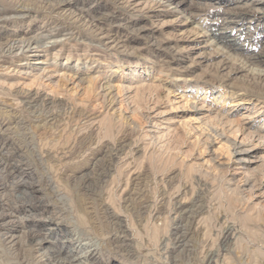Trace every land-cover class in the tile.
Instances as JSON below:
<instances>
[{"label": "rangeland", "instance_id": "obj_1", "mask_svg": "<svg viewBox=\"0 0 264 264\" xmlns=\"http://www.w3.org/2000/svg\"><path fill=\"white\" fill-rule=\"evenodd\" d=\"M33 1L28 15H0V50L28 38L45 74L59 72L39 79L28 68L35 58L0 54V264H59L69 250L86 258L77 264H264V92L231 96L227 85L245 73L214 81L234 59L205 37L264 0H185L176 9L69 0L77 15L99 18L114 39L107 46L47 11L55 0ZM190 4L218 9L194 17ZM243 16L262 26L228 29L224 47L247 59L264 44V13ZM58 28L61 36L40 37ZM107 83L103 100L97 85ZM26 183L37 191L20 199Z\"/></svg>", "mask_w": 264, "mask_h": 264}, {"label": "bare ground", "instance_id": "obj_2", "mask_svg": "<svg viewBox=\"0 0 264 264\" xmlns=\"http://www.w3.org/2000/svg\"><path fill=\"white\" fill-rule=\"evenodd\" d=\"M113 3L116 5V6H119L120 8V5L124 8H128L129 6H132L133 4L129 5L128 1L125 2L124 0H112ZM162 1V0H161ZM165 3L167 2L168 4L167 5H172L174 3H176V6H175V9L176 7H181V6H184L185 5V0H180V1H177L175 2L176 0H163ZM251 1V0H250ZM35 1L33 0H0V3H3V4H7L9 5V8H11V11H4L2 13H0V15H6V16H11V15H18V16H21V15H28L29 11H31L32 9L29 7L28 4L30 3H34ZM135 2V1H134ZM140 3V2H139ZM162 3V2H161ZM45 5V9L47 11H49L50 13H53L59 21L63 22V21H67V22H73V24L75 23L76 25L79 24L80 27H82V29H86L87 31H90L93 33L92 36H94L95 38H99V41L100 43H103L104 45H106V43H104L105 41L107 40H112V42L114 43V39L113 37H110V34L107 32V30L102 29L100 28L101 25H99V18L98 19H95V17L93 16L92 18L94 20L90 21L89 19L87 20V18L85 17V14L83 15H77L74 11H73V4L71 1L69 0H55V1H52L51 3L48 1L47 3H44ZM48 4V5H46ZM138 4V2L136 3ZM135 4V5H136ZM225 3H219V6L220 5H224ZM260 3L258 2H249L248 4H245L241 7H238L237 10H236V14L235 16H238V17H232L230 15H226L225 18H221L220 20H218L219 22H216V24H218L216 26V31H219V33L217 34H213L211 33V35L209 37L205 36L206 38H208L209 40H212V42H210L211 45L213 46H217V49L216 50L217 54H220V55H227L228 58L230 59H234V62L232 63V65L230 67H227L226 68V65L225 63L223 65H219L220 67H223L225 65V67H223L224 71H226V74L225 75H219L218 74V71H215L213 74V79L214 81H217L219 82L220 84L221 83H225V80L227 81V79H229L230 76H234L235 74L237 73H245L246 74V78L240 80L238 82L237 85L233 86V85H227V88L228 89H231V96L234 97V95H236V92H250V93H259L260 92H264V61L261 60L260 58L262 56H264V44L260 46L261 50L259 52V54H251V56L246 59H241L239 57H237V55H234L233 54V51H242V49H240L237 45L235 44H231L230 47L228 48H225V44L228 45V38L227 36H224V34H227V30L228 29H231V28H236L239 33L241 31V29H245V30H248L249 28H254L257 29V26L261 25L262 26V23L261 24H257L255 22H258V21H251L249 20L247 23H244V16L243 14L245 13H251V14H256V13H260V14H263L264 13V7L262 8V6L259 5ZM161 5V4H160ZM264 5V4H263ZM44 6H42L44 8ZM127 6V7H126ZM218 6V7H219ZM149 8V7H148ZM218 9V8H215L214 7V4L213 5H204V7H198V5L194 6V5H187V11H191L190 14L194 13V12H205L206 10L208 9ZM150 9V8H149ZM14 11V14H10L11 12ZM199 14V13H198ZM225 14V13H224ZM188 15V14H187ZM196 15V14H195ZM195 15L192 14V16L196 17ZM5 16V17H6ZM228 16V17H227ZM108 17V16H106ZM104 20H109L108 18H106ZM11 18L9 17V19H4V21H7V20H10ZM187 19H190L191 21L192 18H191V15H189V17H187ZM3 20V19H2ZM102 21V20H100ZM113 23H115V21L111 20ZM217 21V20H216ZM57 23V22H56ZM60 23V22H59ZM119 23V22H118ZM125 23V22H124ZM247 24L246 26L242 25V24ZM61 24V23H60ZM119 24H122V23H119ZM78 25V26H79ZM60 26V25H59ZM103 26V25H102ZM123 26V25H122ZM125 26V25H124ZM197 26V25H196ZM260 26V27H261ZM121 27V26H120ZM60 28V27H59ZM58 29H51V31H48L46 32L45 34L41 35L40 37L42 39H51L55 36H59L63 31L59 30ZM117 28V27H116ZM126 28V27H125ZM259 28V27H258ZM94 31H93V30ZM123 29V28H121ZM120 29V30H121ZM196 29V28H195ZM194 29V30H195ZM236 30V31H237ZM260 32V31H259ZM198 32H195V34H197ZM253 33H256V31H254ZM68 34V33H67ZM90 34V33H89ZM136 34L137 35H140L141 34V29H138L136 31ZM229 34V33H228ZM247 34V33H246ZM207 35V34H206ZM243 35V34H242ZM61 36V35H60ZM240 36V35H238ZM39 37V36H38ZM107 37V38H106ZM109 37V38H108ZM116 37V35H115ZM103 38H106V39H103ZM40 39V38H39ZM110 40V41H111ZM54 41V40H53ZM52 41V42H53ZM109 41V42H110ZM48 42V41H47ZM51 42V43H52ZM55 42V41H54ZM121 42V41H120ZM111 44V43H110ZM116 44V43H115ZM44 45V44H43ZM107 46V45H106ZM116 46V45H115ZM44 47V46H43ZM45 50V49H44ZM42 51H39L38 48L36 47H32V41L28 38H22V39H15V40H10L9 43H7V45L2 49L0 50V54L2 53H6L8 55H11L12 58H25L24 60H28L27 58H35L34 62L31 63V65L28 67L30 70L32 71H39L41 72V74L39 75V79L40 78H51L52 75H56L55 73H58L59 70L55 69V70H52L51 72L53 74H50V75H46L45 72H46V68H44V66L42 67V65L44 64V61L41 60V53ZM46 54V53H45ZM253 56H256V57H253ZM4 58V57H3ZM20 60V59H19ZM14 61H12L13 63ZM256 63L255 65H257V67H251L253 63ZM237 64H239L238 66H236ZM234 65V66H233ZM236 66V67H235ZM1 67V66H0ZM24 67V66H23ZM5 68V67H3ZM10 68V67H9ZM27 68V69H28ZM219 68V67H218ZM28 69V70H29ZM6 70V69H5ZM17 70V69H16ZM15 71V70H14ZM18 71V70H17ZM21 72V71H20ZM50 72V73H51ZM45 74V75H44ZM73 75H75V77L77 79H79L77 75V73H74ZM58 76V75H57ZM60 78H63V75L61 76H58ZM38 78V77H37ZM207 82V81H206ZM108 85L104 86V84H98L97 85V89L100 90L101 92L105 91V93L102 95V99L103 100H106L107 96H110L112 93V87L110 86L109 83H107ZM196 89L197 90H200V89H203L202 87H199V86H196ZM211 95H216V94H220L221 91H218L216 90L215 88H212L211 89ZM233 90H236L233 92ZM34 98V97H33ZM27 99V98H26ZM110 99V98H109ZM239 100V99H238ZM37 101V100H36ZM42 101V100H41ZM237 99H233L232 102H236ZM28 104V103H27ZM47 104V103H46ZM30 106V104H28ZM27 106V105H26ZM30 108V107H29ZM39 108V107H38ZM41 108V107H40ZM34 109V107H33ZM24 110V109H23ZM4 112H5V109H4ZM9 112V111H8ZM33 113V112H31ZM35 115V114H34ZM218 117V119L220 118L221 120L224 119L225 121L223 122H226V117H223L222 115H216ZM8 119V118H7ZM2 120V119H1ZM30 120V119H29ZM216 120V119H215ZM221 120H218V121H221ZM14 122V121H13ZM14 124V123H13ZM16 126V125H15ZM6 128V127H5ZM11 128V127H10ZM17 128V127H16ZM9 129V128H8ZM3 133V132H2ZM250 133V132H249ZM254 133V132H253ZM257 135V133H254ZM250 136V134H249ZM252 136V135H251ZM259 137V136H258ZM31 142V141H30ZM27 151V150H26ZM5 153V152H4ZM31 153V152H30ZM34 153V152H33ZM8 154V153H7ZM6 154V155H7ZM3 156H5L4 154H1L0 153V161L2 162L3 161ZM6 157V156H5ZM47 157V156H46ZM14 168V166H13ZM94 168V167H93ZM6 170V169H5ZM21 171V170H20ZM17 172V171H16ZM102 172V171H101ZM3 173V172H2ZM15 173V172H14ZM27 178L28 175L25 174V173H15L14 175V178L18 181H20L21 179L23 178ZM28 183H26L25 185H22L21 186V190H20V193L18 195V197L20 199L23 198V196H27L29 195L28 197L31 198V194H34V192H36L37 190L34 188V185L32 184H29L27 185ZM3 189V188H2ZM22 197V198H21ZM141 201V200H140ZM100 206V205H99ZM135 208V207H134ZM144 208V207H143ZM61 213V212H59ZM2 216V215H1ZM109 219V218H108ZM117 224V223H116ZM120 226V225H119ZM120 228V227H119ZM122 230V229H121ZM124 231V230H123ZM122 233V232H121ZM229 234V233H228ZM123 236V235H122ZM68 237V236H67ZM115 237H113L114 239ZM117 238V237H116ZM178 238V237H177ZM176 238V239H177ZM66 239V238H65ZM109 239V238H108ZM67 240V239H66ZM71 240V239H70ZM173 240V239H171ZM110 241V240H109ZM112 241V240H111ZM118 241V240H117ZM120 241V240H119ZM123 241V240H122ZM10 243H13V241H9ZM180 242V241H179ZM121 243V242H120ZM38 245H40V243L38 242L37 243ZM115 244V243H114ZM118 244V243H117ZM167 244V243H166ZM174 244V243H173ZM111 245V244H110ZM64 246V245H63ZM167 246V245H166ZM129 248V247H128ZM50 249V248H49ZM53 249V248H52ZM56 249V248H55ZM121 249V248H120ZM130 249V248H129ZM70 252L65 255L61 260L59 259L58 262H60L59 264H77L79 261H81V258L84 259L85 257L82 256V257H74L73 256V253L71 250H69ZM54 253V252H53ZM56 253V256L58 258H60L61 256V252L60 251H55ZM50 255V254H48ZM86 255V254H85ZM50 259V258H49ZM86 259V258H85ZM82 264V263H81Z\"/></svg>", "mask_w": 264, "mask_h": 264}]
</instances>
